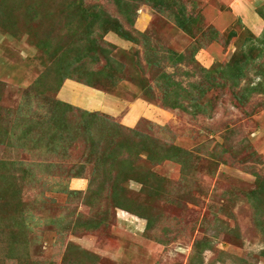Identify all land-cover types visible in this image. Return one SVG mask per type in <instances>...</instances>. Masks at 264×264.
<instances>
[{"label":"rangeland","instance_id":"1","mask_svg":"<svg viewBox=\"0 0 264 264\" xmlns=\"http://www.w3.org/2000/svg\"><path fill=\"white\" fill-rule=\"evenodd\" d=\"M76 1L0 0V20L9 22L7 29L17 26L12 34L0 27V122L10 118L16 125L11 143L0 142V264H264V0H164L192 17L189 34L136 0L135 22L148 30L144 36L130 31L136 43L113 32L100 38L96 28L90 34L96 45L112 44L121 63V80L108 90L79 67L89 65L86 57L76 61L90 49L87 20L69 6ZM83 2L117 15L111 0ZM169 51L182 59L172 62ZM145 54L159 66L146 65ZM231 62L241 77L229 71ZM163 71L205 111L192 112L187 101V110L164 107L156 86ZM88 79L93 87L77 81ZM34 85L38 93L32 94ZM81 111L134 131L123 141L132 154L128 163L123 156L116 165L151 174L153 196L141 192L139 182L127 183L146 209L148 228L138 208L131 209L135 214L112 207L106 193L87 202L89 165L78 177L57 167L41 175L49 163L68 168L87 160L79 141L65 156L59 150L62 118L76 125ZM49 130H55L54 151L46 147ZM150 137L158 147L189 151L185 167L147 160ZM9 162L35 167L32 173L45 184L27 187L4 176ZM54 182L79 196L67 198ZM82 220L98 225L83 229L76 225Z\"/></svg>","mask_w":264,"mask_h":264},{"label":"trees","instance_id":"2","mask_svg":"<svg viewBox=\"0 0 264 264\" xmlns=\"http://www.w3.org/2000/svg\"><path fill=\"white\" fill-rule=\"evenodd\" d=\"M111 1L115 6L117 13L116 16L108 14L102 6L98 7L97 5L93 4L87 7L88 5H85L83 0H77L75 3L69 5L73 6L80 14V21L87 20L85 32L83 34L87 44H90V49L86 52L85 56L82 55L81 59L78 57L76 61L82 60L84 57H86L88 59L89 65L85 66L82 64L79 67L83 69L88 76L95 79L96 85L105 87V90L114 89L117 83L121 80V76L119 75L121 70L119 65L121 66V63H119L114 58L115 54H111V51L116 49L112 44L102 40L107 47L99 44L96 45L97 40L94 39L90 34H93L96 28L99 31L97 36L100 38L103 37V35L107 32H113L124 40L136 43L137 39L133 34H131L130 31H133L137 35L141 36H144L148 31L147 29H138V22H135V11L137 7L136 0ZM145 2L156 13L171 21L179 29L185 31L188 34L191 32L190 23L193 21V19L184 13V11L180 8L181 6H178V8L174 11L169 8L168 3H164V0H145ZM4 10L5 7L1 8V13H4ZM7 23L9 25V22L0 20V27L6 32L9 31V33H11L10 31L12 29L17 28V26H11L12 28H9L10 30L7 29ZM124 23L130 26L132 30L126 28ZM79 40L82 41V39ZM142 42H145L144 45L147 46L150 44L148 38H143ZM108 46L110 48H108ZM145 55L146 65H151L153 67L159 66L157 59H153L154 56L152 57L149 54ZM182 57L183 56L177 55L173 51H169L167 54V58L172 62L182 59ZM232 63L233 62L229 63V71L237 79L238 77H241L243 73L240 66H232ZM96 65L99 67L97 69H93V67H96ZM77 70L81 71L79 68ZM160 78L162 81L161 83H157L156 86L159 89L161 95L159 101L164 107L187 110L184 106V101H187L188 104L193 108L191 110L192 112L205 111V108L201 107V105L197 102L198 97H193L191 95L188 96L187 89L181 86L180 83L172 80L169 74H166V72L163 71L161 72ZM77 81L85 84L87 87L94 86L92 80L90 79L86 81ZM232 85L236 86L237 82L233 81ZM192 86L193 85L189 84V92L193 90L191 88ZM214 86H216V84L212 85V87ZM141 87L146 88L144 85H141ZM151 90V87L147 86L145 95H147L148 99H152L153 97ZM34 93H38V88H36V85L33 86L32 94ZM235 98L238 99V96ZM79 117L80 120L76 123V125H68L67 123H69V120H65L66 118L63 120L62 118V121H66L64 124L66 128H61V134L58 136V140L63 143L59 150L61 151V155L65 156L69 146H71V144L74 146V143L79 141L83 149L86 151L87 160L79 164L78 167L68 168H64L63 165L54 166L49 163L46 164L47 167L42 169L43 174H41L42 172L40 169L38 170V173L48 177L52 175L50 169L52 167H57L60 171V174H73V176L78 177L82 175L86 166L89 165L91 167L89 173V189L85 195L87 202L89 200L90 203L92 199H98L103 193H106L105 195L112 207L123 209L135 214L137 211L138 214L140 213L142 218L147 219L146 228H148L151 224L150 219L148 217H144L146 215L141 213L142 210L146 211V209L141 208L142 204L138 205V201L134 196L135 194L133 195L132 192H130L127 183L131 180L139 182L141 184V192L145 193L146 195L153 196V192H155V186L154 182L150 178L151 174L149 171L137 174L133 172V168L129 165L126 166L125 169L119 168L116 165H123L125 156L129 157L132 155L128 151L129 147L127 148L126 145L123 144V141L126 143V137L128 134L133 133L134 131L113 122L107 116L101 117L94 112L81 111ZM49 120H51V118H49ZM50 124L51 123L48 124L47 128H51ZM19 125L21 124H18L17 127ZM12 126L16 127L13 119L11 120L10 118H6L4 123L0 122V142L9 144L11 143L10 139L13 137V131L15 130V128ZM47 133L49 136H51L52 140L47 144L46 147H50V151H54L56 149V146L53 143L54 137H56L55 130H49ZM149 139L153 145V151H148L150 152V155L147 160H156L157 162H162L163 160L175 161L176 163H180L183 167H185V161L190 155L189 151L174 145L158 147L156 143L152 141L153 137H150ZM21 142V145H23L24 140ZM117 155H120L118 161L113 159V157ZM121 157L122 160H120ZM127 163L128 162L125 159V164ZM3 166L7 168L4 176L10 179L15 178L17 181L19 179L21 182H25L27 187L28 185L29 187L33 186L35 182H41L42 178H39L41 175L36 177L32 173H35V167L28 168L27 165L18 162L3 163ZM29 172L31 173L26 176L25 174ZM41 183H43L42 185L45 184L43 180ZM52 184L53 186L57 187L54 189L67 194V198L74 200L79 196V191L69 190L66 187L63 188L59 182H54ZM136 208H138V210H136ZM131 209L136 211H132ZM76 223V225L83 227V229L89 228L91 226L96 227V225H98L88 220L77 221ZM23 264H26L25 260Z\"/></svg>","mask_w":264,"mask_h":264}]
</instances>
